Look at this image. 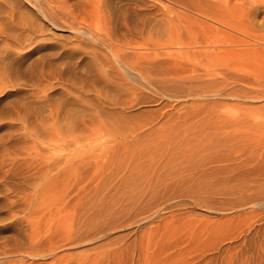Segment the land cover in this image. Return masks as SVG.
Here are the masks:
<instances>
[{
  "label": "rangeland",
  "instance_id": "1",
  "mask_svg": "<svg viewBox=\"0 0 264 264\" xmlns=\"http://www.w3.org/2000/svg\"><path fill=\"white\" fill-rule=\"evenodd\" d=\"M188 1L0 0V264H264V0Z\"/></svg>",
  "mask_w": 264,
  "mask_h": 264
},
{
  "label": "bare ground",
  "instance_id": "2",
  "mask_svg": "<svg viewBox=\"0 0 264 264\" xmlns=\"http://www.w3.org/2000/svg\"><path fill=\"white\" fill-rule=\"evenodd\" d=\"M97 1V0H96ZM101 1V0H100ZM197 1V3L196 4H194L195 3V1H191V2H194V3H190V1H188V3L190 4V5H188L190 8L189 9H193V10H195V12H196V14L198 13V14H201V15H203V16H205L207 19L209 18L210 20H212V21H215V22H217V23H219L220 25L222 24V26H225V27H227V28H234V22H236V21H234V16H235V14H234V12L232 11V8L228 5V2H230L231 0H225V1H227V5L226 6H222V5H220V1L218 2L219 4H215L214 3V1L215 2H217V0H196ZM184 2V1H183ZM101 3V2H100ZM100 3H99V5H100ZM187 3V2H186ZM184 4H185V2H184ZM98 5V6H99ZM181 5V4H180ZM183 6V5H182ZM41 7V6H40ZM100 7V6H99ZM186 7H187V5H186ZM185 8V7H184ZM35 9V8H34ZM186 9V8H185ZM42 9L40 8V11H41ZM41 12H43V11H41ZM194 12V13H195ZM44 13V12H43ZM197 14V15H198ZM179 17L180 16H182V15H178ZM183 17V16H182ZM178 18V17H177ZM174 19V18H173ZM176 19V18H175ZM180 19H182L181 17H180ZM191 18L189 17V19L188 20H190ZM193 19V18H192ZM186 20V19H185ZM195 20H197V19H195ZM180 21V20H179ZM178 21V23L180 24L181 22H179ZM198 21V20H197ZM170 22H173L172 20L170 21ZM169 22V23H170ZM177 22V21H176ZM188 22H190V21H188ZM187 22V23H188ZM195 22V21H194ZM199 22V21H198ZM202 22V21H201ZM192 23V22H191ZM196 23V22H195ZM200 23V22H199ZM214 23V22H213ZM171 24V23H170ZM182 24V23H181ZM215 24V23H214ZM237 24V23H236ZM194 24H192V26H193ZM200 25V24H199ZM209 26H210V24H208ZM187 27H190V25L188 26V24L186 25ZM191 26V27H192ZM197 26V25H196ZM201 26H203V25H200V27H198V29H200L201 28ZM128 27V26H127ZM181 27V26H180ZM185 27V26H184ZM182 28V27H181ZM193 28H194V26H193ZM204 28H206V25H205V27ZM207 28H209V27H207ZM216 28V27H215ZM220 28V27H219ZM130 29V28H129ZM188 29V28H187ZM201 29H203V27L201 28ZM218 29V28H217ZM229 29V30H230ZM133 30V29H132ZM189 30V29H188ZM191 30V29H190ZM190 30H189V32H190ZM196 31V29H193V31ZM203 30H205V29H203ZM203 30H202V32H203ZM134 31V30H133ZM192 30H191V32H193ZM199 31V30H198ZM198 31H196V32H198ZM201 31V30H200ZM200 31L198 32V34L200 33ZM218 31V30H217ZM219 31H220V29H219ZM240 31V30H239ZM140 32V31H139ZM183 32H184V30H183ZM182 32V33H183ZM188 32V33H189ZM194 33V34H196L195 36H196V38L198 37V36H200L201 37V35H198L197 36V33ZM201 32V33H202ZM208 32V31H207ZM187 33V32H186ZM204 33V32H203ZM206 33V32H205ZM208 33H210V32H208ZM214 33H215V31H214ZM225 33V32H224ZM85 34V33H84ZM207 34V33H206ZM142 35V34H141ZM191 35L192 36H194L193 35V33H190V37H191ZM203 35H205V34H203ZM212 35V36H211ZM215 35V34H214ZM213 34H211L210 33V37H213L214 36ZM182 36V35H181ZM184 36V35H183ZM182 36V37H183ZM187 36V35H186ZM206 36H208V35H205V37ZM230 36H232L231 34H230ZM88 37V36H87ZM141 37V36H140ZM143 37V36H142ZM188 37V36H187ZM203 37V36H202ZM234 37V36H233ZM89 38H91V39H93L94 40V37H92V36H90ZM134 38V37H133ZM144 38V37H143ZM217 38V37H216ZM228 38H229V36H228ZM231 38V37H230ZM190 38H188V40H189ZM192 39V38H191ZM193 39H194V37H193ZM198 39V38H197ZM218 39H220V38H218ZM225 40V39H227V38H222V40ZM233 39V38H232ZM262 39V38H261ZM133 40V39H132ZM149 40H153V38H151V39H149ZM178 41H179V39H177ZM177 40H176V42H177ZM211 40V39H210ZM209 39H208V41H210ZM217 40V39H216ZM224 40H223V42H224ZM150 41V42H151ZM169 41H170V39H169ZM183 41V40H182ZM187 41V40H186ZM186 41H184V42H186ZM192 41V40H191ZM207 41V40H206ZM213 41V40H212ZM231 41H234V40H231ZM172 42H174L173 41V39H172ZM179 42H181V41H179ZM184 42H181V43H183L184 44ZM190 42V41H189ZM195 42H200V41H195ZM221 42V41H220ZM219 42V43H220ZM230 41L227 39V43H229ZM152 43H153V41H152ZM169 43H171V41L169 42ZM169 43H167L166 42V44L168 45ZM204 43V42H203ZM211 43V42H210ZM213 43V42H212ZM219 43L217 42L216 44H218V47L221 45H219ZM227 43H226V40H225V42H224V44L225 45H227ZM162 44H165V43H162ZM200 44V43H199ZM206 44V43H205ZM209 43L207 42V45H208ZM213 44H215V42L213 43ZM212 44V45H213ZM232 44V43H231ZM153 45V44H152ZM155 45H160L159 43H158V41L156 42V43H154V47H155ZM171 45V44H170ZM181 45V44H180ZM186 45V44H185ZM161 46V45H160ZM165 46V45H164ZM173 46V45H172ZM171 46V47H172ZM191 46V45H190ZM208 46H210V44L208 45ZM207 46V47H208ZM215 46H217V45H215ZM214 46V47H215ZM228 46H230V44L228 45ZM232 46V45H231ZM157 47V46H156ZM167 48H168V46H166ZM211 47V46H210ZM214 47H213V49H214ZM217 47V48H218ZM227 48V46H224V47H219L218 49H220V48H222V53H221V55H223L224 56V53H225V55H226V52H225V50L223 51V49H226ZM160 48V47H159ZM216 48V47H215ZM231 48H233V47H231ZM211 50H212V47H211ZM219 50V51H220ZM227 50H229L227 53H229L230 52V50H232V49H230V48H228V49H226V51ZM113 51V50H112ZM219 51H214V53L215 52H219ZM111 52V51H110ZM187 52V51H186ZM190 52V51H189ZM201 52V51H200ZM203 52V51H202ZM208 52V51H207ZM112 53V52H111ZM114 53V52H113ZM111 54L113 57H114V59H115V61H116V63H118L120 66H123V67H127V68H130L131 70H134V66L131 68V66L129 67L128 66V64L126 63V62H124V61H122L121 60V58H119L117 55L115 56V53L114 54ZM193 53V52H192ZM205 53V52H204ZM213 53V54H214ZM183 54V53H182ZM207 54V53H206ZM184 55V54H183ZM186 55V54H185ZM195 55V54H194ZM206 56V55H205ZM209 56V55H208ZM218 57H219V55H217ZM217 56H215V58H217ZM227 56V55H226ZM225 56V57H226ZM253 56V55H252ZM210 57V56H209ZM222 57V56H221ZM220 57V58H221ZM224 57V58H225ZM206 58V57H205ZM199 59V58H198ZM218 59V58H217ZM217 59H216V61H217ZM209 60H213V61H215L214 60V57H210L209 58ZM213 61H211V62H213ZM206 62H207V60H206ZM210 62V63H211ZM218 62H219V60H218ZM217 62V63H218ZM209 63V62H208ZM215 63V62H214ZM196 64V63H195ZM192 65V64H191ZM214 65V64H213ZM202 66H204V65H202ZM204 68V67H203ZM201 69V68H200ZM206 70V69H205ZM210 70V69H209ZM135 71V70H134ZM213 71V70H212ZM195 72V71H194ZM205 72V71H204ZM136 73V72H135ZM209 75V74H208ZM217 75V74H216ZM138 76H140L139 78L141 79V80H146L147 81V79L146 78H144V76L142 75V74H138ZM214 77V76H213ZM148 82V81H147ZM251 128V127H250ZM259 130V129H258ZM100 131V130H99ZM158 132V131H157ZM251 132V131H250ZM157 137L160 139V140H163V141H166V139H172L171 137H173L174 135L177 137L178 135H177V133H173V134H171V132L170 131H165V130H160L159 131V133H157ZM247 135V134H246ZM227 136V135H226ZM238 137V136H237ZM249 137V136H248ZM198 138V137H197ZM226 138H228V137H226ZM236 138V137H235ZM229 139V138H228ZM255 139V138H254ZM206 139H204V141H205ZM188 142V141H187ZM210 142V141H209ZM190 143V142H189ZM216 143V142H215ZM220 143V142H219ZM228 143V142H227ZM226 143V144H227ZM204 145V144H203ZM212 145V144H211ZM214 145V144H213ZM221 145V144H220ZM238 145V144H237ZM244 145V144H243ZM201 147V146H200ZM229 147V146H228ZM232 147V146H231ZM152 163V162H151ZM78 165V164H77ZM79 168V167H78ZM260 205V204H259Z\"/></svg>",
  "mask_w": 264,
  "mask_h": 264
}]
</instances>
